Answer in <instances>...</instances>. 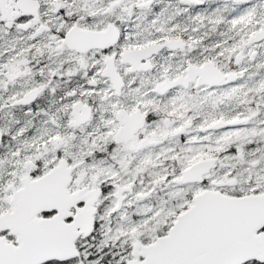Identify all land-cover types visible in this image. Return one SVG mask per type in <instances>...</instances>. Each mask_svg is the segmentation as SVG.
Wrapping results in <instances>:
<instances>
[{
  "label": "snow or ice",
  "instance_id": "1",
  "mask_svg": "<svg viewBox=\"0 0 264 264\" xmlns=\"http://www.w3.org/2000/svg\"><path fill=\"white\" fill-rule=\"evenodd\" d=\"M0 264H264V0H0Z\"/></svg>",
  "mask_w": 264,
  "mask_h": 264
}]
</instances>
